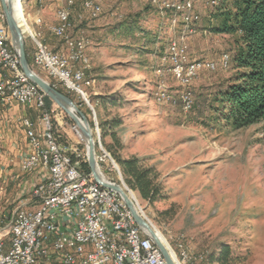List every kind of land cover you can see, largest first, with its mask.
I'll use <instances>...</instances> for the list:
<instances>
[{"label": "rangeland", "instance_id": "1", "mask_svg": "<svg viewBox=\"0 0 264 264\" xmlns=\"http://www.w3.org/2000/svg\"><path fill=\"white\" fill-rule=\"evenodd\" d=\"M83 1L75 0L70 7L68 34L87 42L85 99L64 88L43 68L33 65L32 69L46 81L54 79L86 117L102 173L129 195L174 264L183 254L189 264H219L210 256L222 245L229 246L234 264H264V119L232 126L220 118L221 106L216 100L218 84L231 74L221 66L222 54L233 47L231 39L211 31L215 24L212 14L226 6L224 1L91 0L102 10L97 17L88 15ZM187 1L190 11L183 9ZM22 3L29 29L36 31L30 20L32 6L46 21L47 28L41 25L44 38L32 31L34 38L51 51V46L62 50V40L48 32L55 25L62 0ZM172 44L183 49V57L171 54ZM24 45L31 52L35 45V53L33 39L24 38ZM192 61L213 62L215 69H203L183 82L173 69L176 63L185 66ZM98 97L116 102L102 106ZM52 106L51 119L61 134V144L86 161L83 136L79 130L75 132L72 120L58 106ZM113 118L123 122V127L114 129L121 158L139 157L155 176L157 193L147 201L126 185L100 140L98 119ZM57 122L63 123V129ZM104 142L111 141L105 138ZM102 152L108 155L105 161H100ZM33 187L28 185L27 193ZM6 189L11 194L16 186L9 184ZM4 201L0 209L10 212L14 203Z\"/></svg>", "mask_w": 264, "mask_h": 264}, {"label": "built area", "instance_id": "2", "mask_svg": "<svg viewBox=\"0 0 264 264\" xmlns=\"http://www.w3.org/2000/svg\"><path fill=\"white\" fill-rule=\"evenodd\" d=\"M20 1L26 21L20 27L24 37L32 40V30L27 31L29 23ZM62 2L72 4L68 0ZM63 4L55 15H65ZM50 32L64 40L63 49L37 55L33 65L59 69L65 88L69 70H62V63L84 71L75 59H68V34L55 36V30ZM44 98L43 92L20 68L18 51L11 43L0 4V105L33 106L38 110L37 126L28 117L19 120L28 149L20 160V171L32 173L36 161L44 160L40 170L44 179L10 212L0 215V264H166L150 236H144V229L135 223L121 196L96 183L90 171L86 173L82 169L77 151L61 144V134L51 119L53 106L46 108ZM74 130L78 133L75 126ZM32 137L40 138L42 155L33 154ZM95 161L102 178L114 184L102 173L96 155Z\"/></svg>", "mask_w": 264, "mask_h": 264}, {"label": "trees", "instance_id": "3", "mask_svg": "<svg viewBox=\"0 0 264 264\" xmlns=\"http://www.w3.org/2000/svg\"><path fill=\"white\" fill-rule=\"evenodd\" d=\"M226 4L215 9L212 18L215 21L211 31L224 34L231 39L232 48L227 66L222 69L230 71V76L221 84L216 94V100L221 108L218 110L220 118L235 127H243L260 122L264 119V0H221ZM32 52L24 45L27 62L33 66ZM48 81L58 91L65 93L51 78ZM45 106L50 108L52 101L45 96ZM98 103H112L109 98L98 97ZM100 140L106 151L116 161L124 182L135 191L142 200H149L156 193L154 186L155 176L151 175V168H146L142 160L133 155L121 158L114 129L123 127L118 118L109 120L98 119ZM105 138L111 141L104 142ZM82 169L89 173L87 162L81 161ZM114 182V181H113ZM115 183V182H114ZM146 233V232H145ZM212 261L219 264H234L236 258L232 255L229 246L222 245L217 254L210 256Z\"/></svg>", "mask_w": 264, "mask_h": 264}, {"label": "bare ground", "instance_id": "4", "mask_svg": "<svg viewBox=\"0 0 264 264\" xmlns=\"http://www.w3.org/2000/svg\"><path fill=\"white\" fill-rule=\"evenodd\" d=\"M68 1H71L72 4H65V7H63V11L65 12V15H56L57 23H55V25H52L49 28L48 32L55 30V36H62V35L68 34V29H69L68 18H70L69 17L70 16V7L74 5L75 0H68ZM151 1L153 4H156V0H151ZM14 7L16 8L15 14H16L17 19H19V25H22V23L26 22L25 17H24V13H23L22 4L18 3V0H16V4ZM82 7L84 10H86L88 12V15L91 17H97L99 15L100 11H102V10H100V7L96 4H94V2L91 0L83 1ZM183 9L185 11H190L191 4L189 1L183 3ZM193 18L197 19V16L195 15ZM189 19H190V17H189ZM27 31L31 32V29L27 28ZM34 36L35 35H32V39L34 41V44H36V51L34 53L33 60H37V55H48V52L49 53H57V52H52L44 43H42V42L38 41L36 38H34ZM36 37H38V34H36ZM62 43L64 44V40H62ZM86 43L87 42L83 38H74L68 34V44H69L68 45V59H75L76 65H81L84 72H79L78 66H69V63H62V70H69V72L66 73V80H69V82H65V88H67L70 91L75 92L77 95H79L83 99H85V98H84V91H83L82 84L84 83L85 71L87 70V68H89L88 57L85 53ZM77 47H81V50H77ZM169 47H170L169 51H171V54H174V55L178 54V55L183 57V54H184L183 49L179 50L178 46H176L175 44H172ZM221 59H222V65L221 66H223L225 68L227 66V61L230 59L228 58L227 54H222ZM40 67L43 68V70H45L47 72V74L50 75L51 77H55L56 79H58L61 82V84L63 85V80L60 78V70L59 69H51V67H49L48 65H39V68ZM214 67H215V63H213V62L192 61V62H187L185 66H182V64L176 63L175 68L173 70L176 73V74L175 73L174 74L178 78H180L183 82H187L189 80H192V78L195 75H197L201 70H203V69L213 70ZM83 101H85V100H83ZM188 105H190V103L187 104V107H188ZM32 151H33V154H35V155H42L43 145H42L39 137H32ZM107 157H108V155L105 152H102L100 161H105V159ZM41 164H44V160H37L36 161V166L41 165ZM100 165H102V164H100ZM114 166L116 167V169H118L116 164H114ZM128 197H129V195H128ZM130 200H132V199L130 198ZM135 209H136V207H135ZM136 212H137V210H136ZM139 215H141V214H139ZM156 235L158 236L157 233H156ZM144 236H148L147 232L145 233V230H144ZM152 243H153L154 247L158 248L154 244L153 240H152ZM158 252H159V255L162 256L159 249H158ZM186 257L183 254L180 262L177 264H189Z\"/></svg>", "mask_w": 264, "mask_h": 264}, {"label": "water", "instance_id": "5", "mask_svg": "<svg viewBox=\"0 0 264 264\" xmlns=\"http://www.w3.org/2000/svg\"><path fill=\"white\" fill-rule=\"evenodd\" d=\"M0 4L7 28L10 32L11 43L18 51L19 65L23 74L32 83H34L40 89V91L43 92V94L52 101L53 104L58 106L72 120L73 124L77 127L80 134L83 136V140L86 143V161L93 180L101 186L115 191L121 196L127 208L129 209L135 223L137 224V226L147 232V234L150 236V238L153 240V242L161 252L166 264H174L169 252L156 235L154 229L136 212L133 202L130 200L123 188L119 184L106 182L99 174L95 161V142L93 139L91 127L89 126L86 117L78 110L76 105L67 95L58 91L48 81L38 76L34 72L32 67L28 64L24 49L25 37L19 25V19H17L15 14L16 8L14 7L13 0H0ZM94 126H97L96 123H94Z\"/></svg>", "mask_w": 264, "mask_h": 264}, {"label": "crops", "instance_id": "6", "mask_svg": "<svg viewBox=\"0 0 264 264\" xmlns=\"http://www.w3.org/2000/svg\"><path fill=\"white\" fill-rule=\"evenodd\" d=\"M62 4L63 2L61 3V5ZM23 6L25 8V11L27 12L26 6L24 4ZM39 13V9H35L34 6H32V15H30V20L33 26L32 28H35L37 32L35 30L32 31L34 33H37L39 38H44L45 34L43 31H41V25H43V27H47V24ZM29 22L30 21L28 20V23ZM56 22L57 20H55L53 24H55ZM51 49L52 51L61 50L56 46H51ZM19 106L20 105L17 104L10 107H2L0 105V111L2 114V125L0 127V145H2L3 148L2 150H0V203L5 200L3 204L14 203L15 206L31 190H28L27 193V186L31 184L33 187L42 179L41 177L43 176V174L40 173V170H43L44 167V164L38 165L36 166V170L32 173H23L20 171V160L27 153L28 149L25 130L21 126L19 120L22 117H28L32 120L33 124L37 126L39 122V112L33 106H21L20 109H18ZM57 124L63 129V123L61 124V122H57ZM54 126L57 129V126L55 124ZM24 174L27 175L25 176ZM9 184H13L14 186H16V190H14L11 194H8L6 189ZM7 195L8 197H6ZM3 211L4 210L0 209V213Z\"/></svg>", "mask_w": 264, "mask_h": 264}]
</instances>
